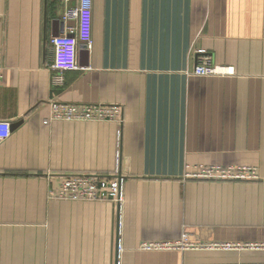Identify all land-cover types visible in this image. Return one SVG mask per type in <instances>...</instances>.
Wrapping results in <instances>:
<instances>
[{
    "label": "crops",
    "instance_id": "1",
    "mask_svg": "<svg viewBox=\"0 0 264 264\" xmlns=\"http://www.w3.org/2000/svg\"><path fill=\"white\" fill-rule=\"evenodd\" d=\"M65 8L0 0V264H264V251L138 250L264 241V0H92L81 70L54 85ZM195 51L232 75L194 76ZM52 103L120 105L121 123L44 124ZM196 166L258 180L183 179ZM108 172L124 179L119 205L60 196L64 176Z\"/></svg>",
    "mask_w": 264,
    "mask_h": 264
},
{
    "label": "built area",
    "instance_id": "2",
    "mask_svg": "<svg viewBox=\"0 0 264 264\" xmlns=\"http://www.w3.org/2000/svg\"><path fill=\"white\" fill-rule=\"evenodd\" d=\"M66 5L62 14L63 28L61 34L51 38L52 53L50 71L54 74L53 84H63V73L79 71L77 61L79 45L85 49L91 46L92 0H76L75 6H70L73 0H49ZM73 22L75 26L67 25ZM196 64L192 72L197 77H225L232 75L228 67L216 66L209 54L204 51L193 52ZM2 50L0 49V84L3 80ZM52 117L44 120L65 122H103L121 123L122 108L120 105H70L61 103L51 104ZM11 135V124L0 121V143ZM119 135V132H118ZM120 155H117L119 161ZM183 179L209 182H242L258 180L257 171L253 167H221L196 166L186 170ZM61 183L60 196L72 201H107L116 204L122 201V186L124 179L117 172L108 173H78L64 176ZM170 249L264 251V241L259 243H202L192 244L185 238L175 242H144L138 250L151 252ZM123 249L117 244V253Z\"/></svg>",
    "mask_w": 264,
    "mask_h": 264
}]
</instances>
